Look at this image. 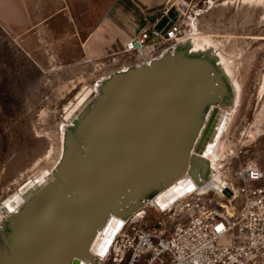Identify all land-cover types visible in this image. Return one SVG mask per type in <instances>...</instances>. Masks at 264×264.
Listing matches in <instances>:
<instances>
[{"label": "rangeland", "instance_id": "rangeland-1", "mask_svg": "<svg viewBox=\"0 0 264 264\" xmlns=\"http://www.w3.org/2000/svg\"><path fill=\"white\" fill-rule=\"evenodd\" d=\"M179 1L0 0V264L71 263L75 249L70 252L48 240V222L36 216L34 203L44 191L14 216L4 204L15 200L29 179L56 176L71 143L83 151L82 134L66 119L82 96L88 93L89 103L81 113L85 120L111 83L164 56L171 58L176 46L182 49L177 65L191 81L216 65L232 68L229 101L215 105L226 114L223 167L219 172L206 168L197 144L188 150L174 144V154L201 166L203 184L176 204L162 207L152 199L172 183L170 176L164 180L159 175L160 190L147 188L145 195L137 183L136 197L146 199L130 212L141 216L126 217L124 226L154 227L173 220L182 214L189 195L198 192L207 194L214 206L223 203L219 189L236 160L253 162L264 171V0H182L188 7L181 12L175 8ZM166 8L159 26L168 20L179 23L178 39L158 44L154 51L146 49L144 56L124 53V44ZM185 38L189 43L184 44ZM184 91L193 93L190 83ZM208 109L203 121L212 113V107ZM98 257L92 264H112L105 254Z\"/></svg>", "mask_w": 264, "mask_h": 264}, {"label": "bare ground", "instance_id": "bare-ground-1", "mask_svg": "<svg viewBox=\"0 0 264 264\" xmlns=\"http://www.w3.org/2000/svg\"><path fill=\"white\" fill-rule=\"evenodd\" d=\"M242 1L248 3L254 0ZM183 41L184 44L189 43V38ZM181 50L180 46H176L171 58L164 56L165 58L154 61L151 67L145 66L137 72L126 74L115 80L108 86L109 92H104L85 120L81 113L82 108L89 103L87 92L80 98L78 104L68 109L66 114V119L68 121L71 119L72 128L80 131L81 138L84 135L87 141L91 135L85 130L90 124L94 126L105 121H102V118L105 119L109 115L111 111L109 104L114 103V100L115 102L120 101L123 92H126V88H130L131 84H137L136 87L145 84L144 75L153 78L157 83V95L160 97L159 111H161V116L164 115L156 134L159 163L165 170V179L170 176L172 180L168 187L152 199L153 203L162 207L176 204L192 188L203 184L200 175L201 166L185 162L174 154V144L183 145L182 147L186 150L190 149L193 144H197V155L207 164L206 168H212L216 172L222 170L226 148L221 138L226 126V114L215 105L220 100L224 103L229 101L232 68L228 64H224L221 69L216 65L206 76H198L191 81L189 80L190 74L186 70L183 73L180 72L177 65ZM208 63L206 62L207 65ZM124 80H128L130 84L115 89L114 85ZM189 83L192 94L184 91V87ZM209 106L212 107V113L209 112L210 114L203 121ZM253 134L255 132L251 131L249 136ZM81 140L79 146L85 147L83 151L74 150L71 143V153L67 161L59 167V173H56V176L47 174L29 179L21 190V194H17L15 200L12 199L13 202L10 200L4 204V209L14 216L21 208L31 203L38 196V192L44 191L39 195V200L34 203L37 209L36 216L42 215V218L48 222L50 228L48 232H44L48 240L58 242V246L64 250L71 252V248L75 249V258L73 257L74 259L69 264H92L93 261H97L98 255H101L108 247L117 227L124 224V219L128 216L134 218L141 216V213H131L130 210L135 209L136 203L146 199L145 196L142 199L136 197L140 194L137 183L140 186L142 184L138 178L139 174H136L130 167L117 170L121 178L119 184L115 186L113 184L118 181L119 177L110 173L101 177L96 176L92 180V185H85L88 170L75 169L73 165L74 159L80 155L85 156L86 142L84 139ZM215 140L216 144H214ZM66 172L69 174L71 172L70 179L64 177ZM72 175L77 183L72 181ZM89 175L92 178L99 173L96 170H90ZM214 180L221 181L219 178ZM221 205L224 206L223 203ZM120 214H125V217L119 218L122 217ZM27 222L30 224L31 220Z\"/></svg>", "mask_w": 264, "mask_h": 264}, {"label": "built area", "instance_id": "built-area-1", "mask_svg": "<svg viewBox=\"0 0 264 264\" xmlns=\"http://www.w3.org/2000/svg\"><path fill=\"white\" fill-rule=\"evenodd\" d=\"M187 7L182 0L175 4L180 12ZM168 10L145 23L124 44V53L144 56L145 49L176 41L179 23L159 26ZM235 163L218 193L224 206H214L205 193L189 195L173 220L120 226L103 254L112 264H264V171L253 162Z\"/></svg>", "mask_w": 264, "mask_h": 264}, {"label": "water", "instance_id": "water-1", "mask_svg": "<svg viewBox=\"0 0 264 264\" xmlns=\"http://www.w3.org/2000/svg\"><path fill=\"white\" fill-rule=\"evenodd\" d=\"M144 79L145 84L137 87V84H131L130 88L127 87L126 92H123L120 101L115 102L114 100V103L109 104L111 111L105 119L102 118V121H105L94 126L90 124L88 129L85 128V132L91 135L87 141L86 137L82 136L86 142L85 156L80 155L74 159L73 163L75 169L88 170L85 185H92V180L96 176L101 177L110 173L119 177L118 181L113 184L115 186L119 184L121 178L117 170L130 167L136 174H139L142 194L147 193L145 192L147 188L156 189L158 187L160 190L159 175L165 180L166 173L159 163L156 134L164 115L161 116V111H159L160 97L157 95L156 81L147 75H144L143 81ZM128 83L130 84L128 80H124L114 87L117 89L128 86ZM90 170L98 171L99 175L91 178ZM70 176L71 172L70 174L66 172L64 175L67 179H70ZM72 181L77 183L74 178Z\"/></svg>", "mask_w": 264, "mask_h": 264}, {"label": "trees", "instance_id": "trees-1", "mask_svg": "<svg viewBox=\"0 0 264 264\" xmlns=\"http://www.w3.org/2000/svg\"><path fill=\"white\" fill-rule=\"evenodd\" d=\"M161 21H162V19H161L160 22H159L160 24H161Z\"/></svg>", "mask_w": 264, "mask_h": 264}]
</instances>
